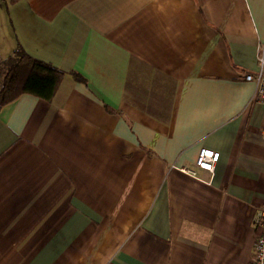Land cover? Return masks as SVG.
I'll list each match as a JSON object with an SVG mask.
<instances>
[{
	"label": "crops",
	"instance_id": "0c3cea01",
	"mask_svg": "<svg viewBox=\"0 0 264 264\" xmlns=\"http://www.w3.org/2000/svg\"><path fill=\"white\" fill-rule=\"evenodd\" d=\"M18 45L63 77L0 107V264H251L264 0H0Z\"/></svg>",
	"mask_w": 264,
	"mask_h": 264
},
{
	"label": "trees",
	"instance_id": "16d2710c",
	"mask_svg": "<svg viewBox=\"0 0 264 264\" xmlns=\"http://www.w3.org/2000/svg\"><path fill=\"white\" fill-rule=\"evenodd\" d=\"M63 77V72L29 57L18 45L12 54L0 61V107L21 94L50 101Z\"/></svg>",
	"mask_w": 264,
	"mask_h": 264
},
{
	"label": "built area",
	"instance_id": "2783aa9c",
	"mask_svg": "<svg viewBox=\"0 0 264 264\" xmlns=\"http://www.w3.org/2000/svg\"><path fill=\"white\" fill-rule=\"evenodd\" d=\"M245 80L255 85L253 102L264 107V55L258 61V70L254 74H247ZM261 136L264 139V118L261 126ZM219 160V154L213 150L202 148L198 151L195 159V169L213 173ZM186 173L195 176V170H184ZM254 225L259 229V235L253 247L251 264H264V210L258 212L253 220Z\"/></svg>",
	"mask_w": 264,
	"mask_h": 264
},
{
	"label": "rangeland",
	"instance_id": "374dc122",
	"mask_svg": "<svg viewBox=\"0 0 264 264\" xmlns=\"http://www.w3.org/2000/svg\"><path fill=\"white\" fill-rule=\"evenodd\" d=\"M1 82H2V81H1V79H0V85H1Z\"/></svg>",
	"mask_w": 264,
	"mask_h": 264
}]
</instances>
